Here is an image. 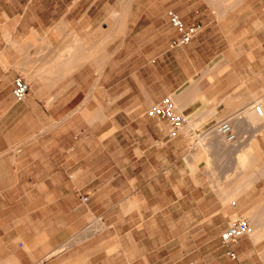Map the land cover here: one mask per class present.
<instances>
[{"label":"crops","instance_id":"0c3cea01","mask_svg":"<svg viewBox=\"0 0 264 264\" xmlns=\"http://www.w3.org/2000/svg\"><path fill=\"white\" fill-rule=\"evenodd\" d=\"M168 11L200 33L173 46ZM0 17L35 37L28 111L0 117V264H170L176 237L180 259L207 244L216 264H264V0H0ZM167 97L172 136L146 114ZM237 219L250 233L225 246Z\"/></svg>","mask_w":264,"mask_h":264},{"label":"rangeland","instance_id":"374dc122","mask_svg":"<svg viewBox=\"0 0 264 264\" xmlns=\"http://www.w3.org/2000/svg\"><path fill=\"white\" fill-rule=\"evenodd\" d=\"M227 4H214L209 5L212 7V11L215 15V18L218 21L219 26H226L228 15L232 12L233 8H231L227 13L220 15L217 10L226 9ZM10 30L8 25L5 24V21L0 17V56L4 59L5 65L2 66L0 64V117L2 116V111H28L27 108L22 104L24 100L18 102L17 104L14 102V98L12 97V89H13V79L16 75H22L26 81L29 83L31 91L33 90V86L31 81L34 79L31 76L35 74V71L30 72L24 67V62L30 57H34V48H35V37L33 36H25V35H10ZM259 37H255V41L253 44L257 42ZM44 45H49L47 41H44ZM60 68L58 66H53L45 69L48 75L45 79L47 81L52 80L57 71ZM44 70V69H43ZM41 73V71H40ZM44 88L51 90L54 84L46 83L42 85ZM29 93V91H28ZM28 95V94H27ZM255 104V103H254ZM14 105V106H13ZM23 105V106H22ZM13 106V107H12ZM11 117L8 115L4 117L0 121V137L3 139L4 134H11V132H2L4 127L7 125L9 127V122ZM18 133H12L15 136ZM7 138V137H5ZM227 228V227H226ZM225 228V229H226ZM189 241H188V249L193 248L198 240H194L196 238L195 229L189 230ZM214 236L210 235L208 238H213ZM206 238V237H205ZM177 245V246H176ZM171 246V245H170ZM169 247V245H168ZM179 237H176L174 243H172V259L170 264H216L214 260H212L211 256L208 254L210 245L205 244L203 247V257L199 260H196L194 257L192 259H180L179 253ZM169 263V261H168ZM158 264H160L158 262Z\"/></svg>","mask_w":264,"mask_h":264},{"label":"built area","instance_id":"2783aa9c","mask_svg":"<svg viewBox=\"0 0 264 264\" xmlns=\"http://www.w3.org/2000/svg\"><path fill=\"white\" fill-rule=\"evenodd\" d=\"M167 15L170 24L178 34L177 38L172 42L173 46L179 47L186 45L200 33V23H185L174 11H168ZM28 91V83L23 78L18 77L14 80L12 95L15 101L24 100ZM252 109L257 118L264 119V108L260 103L257 102L253 104ZM146 114L149 117L165 119L168 122L169 133L171 136L179 133L185 124V118L176 111L175 104L170 97L154 104L147 110ZM213 129L216 133L228 135L229 138L233 137L230 134V126L226 120L215 124ZM249 233L250 227L248 222L244 219H237L222 231L220 238L223 245L229 246ZM228 254L232 259L236 258L233 252H228Z\"/></svg>","mask_w":264,"mask_h":264}]
</instances>
